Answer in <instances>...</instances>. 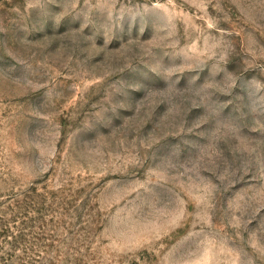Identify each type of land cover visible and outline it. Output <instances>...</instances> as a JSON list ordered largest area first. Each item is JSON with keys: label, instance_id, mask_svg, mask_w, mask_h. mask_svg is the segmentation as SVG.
Listing matches in <instances>:
<instances>
[{"label": "rangeland", "instance_id": "obj_1", "mask_svg": "<svg viewBox=\"0 0 264 264\" xmlns=\"http://www.w3.org/2000/svg\"><path fill=\"white\" fill-rule=\"evenodd\" d=\"M0 264H264V0H0Z\"/></svg>", "mask_w": 264, "mask_h": 264}]
</instances>
